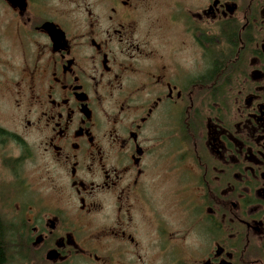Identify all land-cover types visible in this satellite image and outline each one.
<instances>
[{"label": "flooded vegetation", "instance_id": "af4514ba", "mask_svg": "<svg viewBox=\"0 0 264 264\" xmlns=\"http://www.w3.org/2000/svg\"><path fill=\"white\" fill-rule=\"evenodd\" d=\"M13 1L0 264H264V0Z\"/></svg>", "mask_w": 264, "mask_h": 264}, {"label": "rangeland", "instance_id": "374dc122", "mask_svg": "<svg viewBox=\"0 0 264 264\" xmlns=\"http://www.w3.org/2000/svg\"><path fill=\"white\" fill-rule=\"evenodd\" d=\"M149 5L142 14L144 22L143 35L157 47V49H168L172 41L168 37L170 33L165 30V19L168 17L167 7L172 0H148ZM184 1V0H178ZM194 2L195 0H187ZM158 20V25L152 26V19ZM2 18H0V82L5 81L8 77L14 78L18 71L25 67L32 58L33 48L27 46L24 41L21 45V38L17 36L12 28H5ZM171 32V31H170ZM4 91L0 88V126L8 127L12 123H17L14 115L15 104L11 98L3 97ZM13 264H18L17 260Z\"/></svg>", "mask_w": 264, "mask_h": 264}, {"label": "water", "instance_id": "95a60500", "mask_svg": "<svg viewBox=\"0 0 264 264\" xmlns=\"http://www.w3.org/2000/svg\"><path fill=\"white\" fill-rule=\"evenodd\" d=\"M12 3L15 4V5L18 6V7H22V8H24V4H23V2H22V4H21L20 0H15V1H13ZM48 27H49V26H48ZM44 28H45V30L48 32V34H49L50 36H53V32H52V30H51L50 28H47V27H44Z\"/></svg>", "mask_w": 264, "mask_h": 264}]
</instances>
